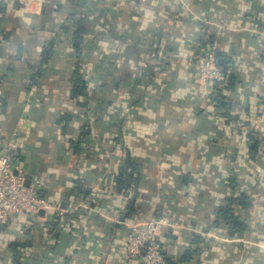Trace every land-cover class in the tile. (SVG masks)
<instances>
[{"label":"crops","instance_id":"crops-1","mask_svg":"<svg viewBox=\"0 0 264 264\" xmlns=\"http://www.w3.org/2000/svg\"><path fill=\"white\" fill-rule=\"evenodd\" d=\"M0 10L3 135L17 138L27 181L65 210L4 224L0 264H144L127 255L130 225L162 215L181 224L160 231L171 264H264V0H0ZM213 44L222 91L196 65ZM78 61L98 82L88 98L72 95Z\"/></svg>","mask_w":264,"mask_h":264},{"label":"built area","instance_id":"built-area-1","mask_svg":"<svg viewBox=\"0 0 264 264\" xmlns=\"http://www.w3.org/2000/svg\"><path fill=\"white\" fill-rule=\"evenodd\" d=\"M0 10V22L4 18ZM258 24L254 31L260 33ZM218 48L213 44L196 56V65L200 79L206 83L225 86L226 73L218 62ZM4 90L0 82V105ZM19 145L15 137L5 138L0 125V230L14 216L25 214L30 217L42 210H56L62 216L65 210L50 202L39 190V181H27V170L18 162ZM257 201L255 200L254 206ZM75 205L74 210L83 208ZM163 226L179 227L181 224L169 215L156 216L146 221L130 225L126 252L129 257L142 256L144 264H170L160 238Z\"/></svg>","mask_w":264,"mask_h":264},{"label":"trees","instance_id":"trees-1","mask_svg":"<svg viewBox=\"0 0 264 264\" xmlns=\"http://www.w3.org/2000/svg\"><path fill=\"white\" fill-rule=\"evenodd\" d=\"M83 19V18H82ZM86 31V27L84 26V24L79 21L78 24L76 25V28H75V31H74V40H75V44H76V48H77V52H78V57L81 56V53H82V49H81V45H82V41H83V33H85ZM219 53V52H217ZM84 69V65L81 64L80 61L77 62V65H76V70L74 72V86H73V90H72V95L74 98H77V97H89V90L90 89H93V88H96L98 86V82H94V81H90L86 78V75H85V72L83 71ZM107 73H108V76L109 78L112 77L114 75V72L113 70L111 69H107ZM231 85L235 84V80L234 78H231ZM226 85V83H225ZM218 88L217 90L218 91H222V89L225 87V86H222V85H218ZM80 104L83 106V102H80ZM98 105H99V102L96 101V104L94 106V108L96 110H98ZM93 108V109H94ZM95 110V111H96ZM98 113V112H96ZM63 119L69 121L72 119V116L70 114H64L62 116ZM88 133L87 132H83L80 139H79V143L82 139V136H86ZM126 166L122 169V173L121 175L123 176L122 179H121V184H124L125 186L127 181H131L132 180V174L130 173V171L134 168H135V163L131 162V161H126ZM135 164V165H134ZM128 169V171H127ZM133 172V171H131ZM128 177V178H127ZM220 215L222 217H224V219L226 218H229V220L233 223V224H240L239 221H237V217L233 214V210L231 207H226V208H223L221 211H220ZM61 218V217H60ZM235 229H237L236 226H234ZM232 234H237L236 232H232ZM14 245V248L15 247H19L20 243L19 242H14L13 243ZM169 260V258H168ZM170 262V260H169ZM171 264V262H170Z\"/></svg>","mask_w":264,"mask_h":264},{"label":"water","instance_id":"water-1","mask_svg":"<svg viewBox=\"0 0 264 264\" xmlns=\"http://www.w3.org/2000/svg\"><path fill=\"white\" fill-rule=\"evenodd\" d=\"M4 224H2V226H3Z\"/></svg>","mask_w":264,"mask_h":264}]
</instances>
